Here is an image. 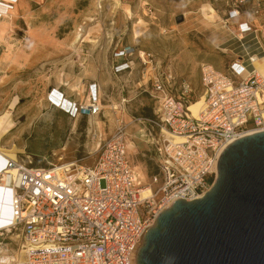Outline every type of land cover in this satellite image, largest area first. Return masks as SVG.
<instances>
[{
  "label": "built area",
  "instance_id": "built-area-1",
  "mask_svg": "<svg viewBox=\"0 0 264 264\" xmlns=\"http://www.w3.org/2000/svg\"><path fill=\"white\" fill-rule=\"evenodd\" d=\"M103 2L97 0L98 9ZM241 4L231 17L240 14ZM250 29L247 23L241 25L243 32ZM150 55L139 52L144 62ZM253 57H240L227 72L203 65L205 93L199 116L192 114L185 92H173L177 79L172 69L155 74L153 85L160 94L155 118L137 119L156 150L159 173L152 183L138 178L124 123L99 146L89 166L49 161L36 166L29 157H8L0 171V197L8 198L2 204L7 205L9 223L1 231L23 229L24 258L15 264H138L139 246L159 213L178 199L202 197L215 182L224 149L264 131V76L239 70ZM128 67L125 62L117 70ZM183 87L187 91L185 83ZM61 95L64 101L55 104L73 118L86 117L91 124L102 113L97 83L89 86L84 100ZM147 185L156 197L143 196Z\"/></svg>",
  "mask_w": 264,
  "mask_h": 264
},
{
  "label": "rangeland",
  "instance_id": "rangeland-1",
  "mask_svg": "<svg viewBox=\"0 0 264 264\" xmlns=\"http://www.w3.org/2000/svg\"><path fill=\"white\" fill-rule=\"evenodd\" d=\"M96 2L76 0L73 5L76 15L67 18L56 13L51 15L47 5L38 8L39 5L32 3L31 8L36 9L35 16L31 17L32 27L44 25L46 32L43 33L34 32V27L30 29V22L19 15L17 7L10 10V16L5 17L19 21L16 26H24L25 33L19 34L18 38L16 32H11L7 34L9 41H23L27 46L38 42L52 44L50 49L35 51L42 56L52 53V56L62 57L45 64L36 73H19L18 81L13 82L3 97L0 96V116L12 107L14 126L16 121L22 130L29 128L28 120L34 115L55 107L61 93L68 99V95H75L80 101L84 100L87 92L82 83L85 80L77 76L70 85L62 83L61 87L59 81L63 82L65 78L61 68L75 72L82 67L80 64H63V59L86 58L89 64H85L87 75L83 79L87 78L88 88L93 83L99 85L103 110L94 118V128H90L86 117H81L77 133L72 135L70 142L53 146L52 162L92 164L99 154V146L119 124L124 123L130 140L129 155L138 178L142 183H152L159 173L156 150L143 135V123L137 119L155 118L160 96L153 85L155 74L159 70L172 69L177 79L173 88L176 96L185 92L191 104L200 102L201 105L205 93L204 64L227 72L240 57L246 59L248 53L264 55V0H244L242 4L241 0H104L101 10ZM238 4H241L240 14L231 17L230 13ZM209 7L215 12L209 13ZM64 18L63 25L58 26ZM225 23L232 32L223 27ZM245 23L251 28L247 32L241 30ZM4 24H0L1 30H4ZM71 41L74 42L72 47L61 46L69 45ZM129 46L133 50L127 49ZM141 51L151 54L146 62L139 56ZM125 62L129 67L118 71V65ZM15 131L13 134L16 135ZM27 134L25 131L23 137ZM7 140L0 141V151H5L3 146L7 145ZM16 150L14 146L8 154L16 155ZM20 228L0 231V263L6 264L5 257H10L14 263L19 256Z\"/></svg>",
  "mask_w": 264,
  "mask_h": 264
},
{
  "label": "water",
  "instance_id": "water-1",
  "mask_svg": "<svg viewBox=\"0 0 264 264\" xmlns=\"http://www.w3.org/2000/svg\"><path fill=\"white\" fill-rule=\"evenodd\" d=\"M138 264H264V131L239 138L218 159L213 186L178 199L146 231Z\"/></svg>",
  "mask_w": 264,
  "mask_h": 264
},
{
  "label": "crops",
  "instance_id": "crops-1",
  "mask_svg": "<svg viewBox=\"0 0 264 264\" xmlns=\"http://www.w3.org/2000/svg\"><path fill=\"white\" fill-rule=\"evenodd\" d=\"M76 0H16L10 2V0H0V24L5 23L4 30L0 28V96L6 93V90H9L13 82L18 81L19 73L24 74L25 72H33L40 71L41 68L44 67L47 63H53V61L61 59L62 56H52L50 55H43L40 52H36V49L41 48H52V44L38 42V43H30V46L24 44L23 41H9L7 38V34L11 32H16L19 38V34L25 33L24 26L20 28L18 22H13L11 19L5 17L3 14L7 13L9 9H14L17 7L18 13L24 19H27L30 22V29H33L36 33H43L46 32V27L44 25H35L32 27V18L35 16L36 9L31 8V4L35 3L39 5L41 8L43 5H47L49 7V13H56L57 16L60 17H71L72 15H76L73 12V9H76L75 6ZM95 3V2H94ZM74 5V6H73ZM79 10V9H78ZM80 12V11H79ZM65 21V18L59 23L58 26H62ZM57 26V27H58ZM4 31V32H3ZM258 31V30H257ZM78 36V35H77ZM74 42H70L69 45L62 44L61 46L64 48L72 47ZM60 45V43H59ZM28 47L31 50H28ZM63 64H75L78 66L79 64L82 67L75 69V72H71L70 70L60 69L61 75L66 78H63L64 81H59V86H63L62 83H70L73 81L74 78L77 76L80 79L85 80L86 88L84 92L88 91L87 86V78L86 71H85V64L87 63L86 58H70L63 59ZM73 61V62H71ZM53 72V70H52ZM21 74V75H22ZM86 96V95H85ZM0 97V100H1ZM70 99L79 100L80 98L75 95H68ZM18 105V104H17ZM17 105L15 107H17ZM55 107H49L44 113H40L39 115H34L32 118L28 120L27 126L29 128H24L20 130V124L15 121V126L11 128V130L5 134L2 140H7V145L3 146L4 152L0 151V171L4 169L6 164V159L9 156V152L14 150V146L16 147V157L17 158H26L29 157L33 160L36 166H45L46 162H52V148L53 146H61L66 145L70 142L72 135L77 133L78 123L81 117L73 118L69 116L65 111L59 108L58 105L54 104ZM1 106V102H0ZM15 110V108H14ZM13 110V111H14ZM15 120V119H14ZM17 129V131H15ZM29 129V130H28ZM17 132V134H13V132ZM27 131L28 134L26 137H23L24 132ZM81 133V132H80ZM129 142V138H128ZM97 159V158H96ZM95 159V160H96ZM95 162V161H94ZM93 162V163H94ZM92 163V164H93ZM90 164V165H92ZM134 164V163H133ZM89 166V165H85ZM1 193V190H0ZM4 195V193H3ZM2 197V196H1ZM0 197V204L7 202L6 199ZM21 229V238L18 244V248L20 247L21 243L24 239V232ZM5 231L1 232L4 233Z\"/></svg>",
  "mask_w": 264,
  "mask_h": 264
},
{
  "label": "bare ground",
  "instance_id": "bare-ground-1",
  "mask_svg": "<svg viewBox=\"0 0 264 264\" xmlns=\"http://www.w3.org/2000/svg\"><path fill=\"white\" fill-rule=\"evenodd\" d=\"M12 1H15V0H10V2ZM10 10H12L11 8L9 9V11L7 13H4L3 15L4 16H10ZM208 12L210 13H213L215 12L213 8L209 7L208 8ZM1 15V14H0ZM229 21V20H228ZM225 22V21H224ZM227 22V21H226ZM224 28H227L228 30L231 31V28L229 27V25L227 23L224 24L223 26ZM232 32V31H231ZM80 36V35H79ZM254 56L251 60V62H247L245 64H242L239 68L240 72H242L243 74H246L252 70H255L256 72H258L259 74H261L262 76H264V55L263 56H258V55H252ZM57 98V97H56ZM65 99V98H64ZM61 101H64L62 99V97L60 98H57L56 99V102H61ZM68 99H66L65 103L66 105L68 104ZM194 102L190 105V110L192 111V114L194 116H199V113L201 112V109L203 107V99H202V102H201V105H200V102L194 104ZM11 114H12V107H9L5 113L3 115L0 116V141L2 139V137L7 134L12 126H14V123H13V120L11 119ZM7 122H10V124H8ZM97 124H99V121L96 122ZM90 124V123H89ZM95 126V122H94V119L91 121V124H90V128H94ZM92 132V131H91ZM95 134V133H94ZM96 135V134H95ZM5 137V136H4ZM95 137V136H94ZM129 143H130V140L128 142V147H129ZM13 158L16 157V155H9ZM142 194L143 196H154L156 197V193L154 192L153 188L151 185L149 186H146L143 191H142ZM159 196H157V199H158ZM1 201V200H0ZM7 210V205L6 204H0V231L1 229L7 225L9 223V217H7L5 215V211ZM16 229V228H15ZM12 231V230H11ZM10 231V232H11ZM19 256H17L15 258V262L14 263H11L12 260L10 259V257H5L6 259L4 261H6V264H15L19 259H22L24 258V251H21V254L19 252L18 254ZM0 264H3V263H0Z\"/></svg>",
  "mask_w": 264,
  "mask_h": 264
}]
</instances>
